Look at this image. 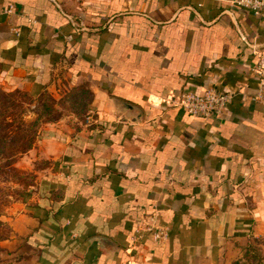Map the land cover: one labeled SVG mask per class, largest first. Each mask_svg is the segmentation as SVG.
<instances>
[{"label": "crops", "instance_id": "obj_1", "mask_svg": "<svg viewBox=\"0 0 264 264\" xmlns=\"http://www.w3.org/2000/svg\"><path fill=\"white\" fill-rule=\"evenodd\" d=\"M234 2L0 0V90L94 97L77 134L54 123L37 143L53 167L12 221L14 264H224L264 238V104L247 45L264 52V13ZM206 88L236 92L223 116L171 107Z\"/></svg>", "mask_w": 264, "mask_h": 264}, {"label": "rangeland", "instance_id": "obj_2", "mask_svg": "<svg viewBox=\"0 0 264 264\" xmlns=\"http://www.w3.org/2000/svg\"><path fill=\"white\" fill-rule=\"evenodd\" d=\"M93 99L84 87L66 91L61 98L48 91L33 98L25 91L0 90V141L5 144L0 149V264H14L7 249L13 235L12 221L24 210L27 195L38 181V172L53 167V161L39 160V139L54 123H60L56 128L62 127L63 134H77L94 118ZM31 142V149H26ZM14 144H20L23 153H11L9 147ZM224 264H264V238L253 239L249 253L245 251Z\"/></svg>", "mask_w": 264, "mask_h": 264}, {"label": "built area", "instance_id": "obj_3", "mask_svg": "<svg viewBox=\"0 0 264 264\" xmlns=\"http://www.w3.org/2000/svg\"><path fill=\"white\" fill-rule=\"evenodd\" d=\"M234 5L245 8L256 16H262L264 13V0H235ZM12 12L13 8H10L8 13ZM247 45L253 50L257 58L250 71L260 81L259 89L253 96V100L264 104V52L255 44L247 42ZM236 95V92L230 90L206 88L200 93L182 92L174 95L170 98V105L194 117L219 118L226 113ZM148 232L153 240L159 244L165 243L169 239V228L153 224L148 228Z\"/></svg>", "mask_w": 264, "mask_h": 264}, {"label": "trees", "instance_id": "obj_4", "mask_svg": "<svg viewBox=\"0 0 264 264\" xmlns=\"http://www.w3.org/2000/svg\"><path fill=\"white\" fill-rule=\"evenodd\" d=\"M5 143V142H4ZM2 144V142L0 141V149L1 148H5L3 145H5V144H3V145H1ZM31 146H32V142L31 143H29V145L26 147V149H31ZM24 147V146H23ZM9 149H10V152L12 153V152H19V154H21V153H23V152H21V149H22V146H20V144L16 147V145L14 144L13 146H11V147H9ZM3 153H6V149H4L3 150ZM15 155V154H14ZM16 157V156H15ZM251 249H252V241H251V243L249 244V246L246 248V253H249V251H251Z\"/></svg>", "mask_w": 264, "mask_h": 264}, {"label": "water", "instance_id": "obj_5", "mask_svg": "<svg viewBox=\"0 0 264 264\" xmlns=\"http://www.w3.org/2000/svg\"><path fill=\"white\" fill-rule=\"evenodd\" d=\"M126 107L131 109V107H132V106H130V105H128V104H126Z\"/></svg>", "mask_w": 264, "mask_h": 264}]
</instances>
